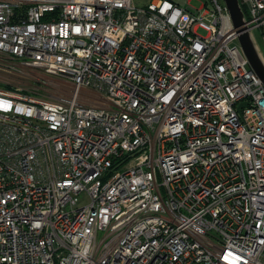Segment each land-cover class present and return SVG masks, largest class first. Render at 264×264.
Segmentation results:
<instances>
[{"label": "built area", "instance_id": "2783aa9c", "mask_svg": "<svg viewBox=\"0 0 264 264\" xmlns=\"http://www.w3.org/2000/svg\"><path fill=\"white\" fill-rule=\"evenodd\" d=\"M199 1L0 0V264H264V84Z\"/></svg>", "mask_w": 264, "mask_h": 264}, {"label": "water", "instance_id": "95a60500", "mask_svg": "<svg viewBox=\"0 0 264 264\" xmlns=\"http://www.w3.org/2000/svg\"><path fill=\"white\" fill-rule=\"evenodd\" d=\"M230 14L237 39L248 60L250 68L264 84V59L256 44L253 33L246 26L247 19L243 11V0H223ZM241 106H245V103Z\"/></svg>", "mask_w": 264, "mask_h": 264}, {"label": "rangeland", "instance_id": "374dc122", "mask_svg": "<svg viewBox=\"0 0 264 264\" xmlns=\"http://www.w3.org/2000/svg\"><path fill=\"white\" fill-rule=\"evenodd\" d=\"M154 0H133V3L138 6V7H142V6H146L147 4H149L150 2H152ZM222 1V0H221ZM190 5L194 8H199V6L202 5V2L199 1V0H191L190 2ZM200 33L203 34V31H200ZM253 36L255 38V41H256V44L259 48V51L264 59V38H263V35H262V31L261 30H255L253 32ZM12 84L9 85V86H6L3 82H0V86H3L5 88H11L13 87V85H18V82L15 81V82H11ZM39 84H36L37 87ZM44 94V93H43Z\"/></svg>", "mask_w": 264, "mask_h": 264}, {"label": "crops", "instance_id": "0c3cea01", "mask_svg": "<svg viewBox=\"0 0 264 264\" xmlns=\"http://www.w3.org/2000/svg\"><path fill=\"white\" fill-rule=\"evenodd\" d=\"M172 1L178 3V5H182L185 0H172Z\"/></svg>", "mask_w": 264, "mask_h": 264}, {"label": "bare ground", "instance_id": "6f19581e", "mask_svg": "<svg viewBox=\"0 0 264 264\" xmlns=\"http://www.w3.org/2000/svg\"><path fill=\"white\" fill-rule=\"evenodd\" d=\"M243 11H244V9H243ZM256 260V259H255ZM256 263V262H255Z\"/></svg>", "mask_w": 264, "mask_h": 264}]
</instances>
